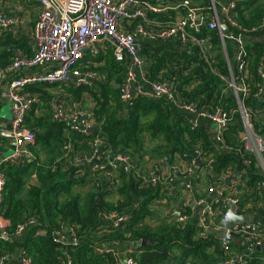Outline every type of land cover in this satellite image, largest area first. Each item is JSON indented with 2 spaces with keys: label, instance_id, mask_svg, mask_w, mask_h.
Masks as SVG:
<instances>
[{
  "label": "built area",
  "instance_id": "obj_1",
  "mask_svg": "<svg viewBox=\"0 0 264 264\" xmlns=\"http://www.w3.org/2000/svg\"><path fill=\"white\" fill-rule=\"evenodd\" d=\"M23 1L39 8L32 32V53L21 54L4 68H0V80L2 75L10 78L5 87L0 85V98L11 104L12 114L10 127L0 123V137L6 141L7 150L10 149L8 155L5 152L0 154V264H7L10 258L3 251L2 245L11 241L14 235L23 236L38 224L37 218L32 216L20 222L15 232L11 233L9 221L3 216L2 205L6 175L1 165H26L37 160L30 148V144L36 142V132L27 125V116L32 109L40 115L39 112L47 105L51 119L65 125L61 154L49 165L51 170L55 171L59 167L65 171L75 169V177L86 180L95 189L116 193L122 185L118 178L119 171H131L141 188L161 187L166 189L164 193H171L168 185L176 179L180 180L186 190L193 192L195 182L200 180L201 171L211 179L214 178L215 155L206 154L201 144L185 153L161 156V162L169 167L165 175L154 170L143 171L141 163L138 165L132 156L113 152L99 134L100 126L96 123L94 110L90 111L83 106L74 94V90L96 87L106 78L98 70L101 63L97 62V58L109 51L116 61L125 63L127 67L124 80L119 86L120 98L126 109L140 98L165 101L174 112L185 114L191 129L199 128L202 123H210L214 142L224 150L223 133L233 120L226 116L224 107L218 105L211 111L186 99L179 91L175 79L147 78L146 56L143 54L144 43L161 42L178 47L194 45L204 55H208L212 48L209 40L199 38L192 30L198 31L204 23L210 29H217L228 69L227 73H221L218 69L212 71L226 83V91L232 92L236 97L244 126V131L240 133L241 142L249 153L255 155L264 174V126L256 130V113L245 102L252 94L264 98V83L253 82L248 72L247 44L250 40L243 35H248L250 31L242 27L233 14L236 1L223 8L221 19L213 5L211 10H206L208 17H204L208 13L203 12L200 22H195L198 14L195 7L197 0H180V6L185 12L177 18L167 16V10L153 0ZM223 25L227 30L223 29ZM229 26L240 29L242 33L235 35ZM11 27L12 21L0 12V36L10 33ZM263 29L264 22L258 31ZM225 38L234 43L235 71L226 50ZM214 62L211 61L212 64ZM263 63L264 61L259 69L261 74ZM43 85V91L42 88L37 89ZM73 134L80 135V138L74 139ZM245 161L250 164L251 160ZM232 169L234 168L230 166L227 171ZM236 172L239 188L246 192L248 200L244 202L238 191L226 192L222 184L215 179L210 180L208 190L213 193L214 198L211 201L206 198L195 200L201 208L196 219L198 238L210 239L222 229L220 221L228 218L229 204L235 206V213L264 217L261 214L264 210V180L259 181L256 188L249 187L245 171ZM172 216L181 225H186L193 218L192 214L181 207L176 208ZM101 217L106 225L112 227H119L128 218L127 213L119 211L105 213ZM53 234L59 245H76L79 241L78 229L74 224L61 223ZM117 242L126 241L99 244L96 250L112 256V264H137L134 257L137 249L130 248L126 255L121 254L116 249ZM219 244L223 257L211 264H250L254 257H258L260 264H264V223L245 222L225 229L219 235ZM19 255L20 264H33L24 249L19 250ZM65 264H74L69 254Z\"/></svg>",
  "mask_w": 264,
  "mask_h": 264
},
{
  "label": "trees",
  "instance_id": "obj_2",
  "mask_svg": "<svg viewBox=\"0 0 264 264\" xmlns=\"http://www.w3.org/2000/svg\"><path fill=\"white\" fill-rule=\"evenodd\" d=\"M233 14L240 25L250 31L248 35L251 39L247 44L250 77L255 83H264L259 71L264 61V29L258 31L264 22V0H236ZM229 27L235 35L242 33L238 28ZM192 31L199 38L209 40L212 48L208 55H204L194 45L182 47L178 44V47L170 43L156 45L146 42L143 48L146 77L151 80L160 77L175 79L186 99L208 110L223 106L226 116L233 118L223 133L224 150L214 142L210 123H202L199 128L191 129L185 114L174 112L165 101L140 98L126 109L120 98L119 86L127 67L125 63L116 61L111 51L97 58V62L101 63L98 70L106 78L96 87L74 91L78 97L84 91L93 97L99 134L115 154L130 155L139 165L147 158L185 153L201 144L206 154L214 153L215 171L218 174L230 166L236 171L244 170L247 186L256 188L257 183L264 180V174L255 155L249 153L241 142L240 133L244 131V126L237 99L232 92L226 91V83L212 71L218 69L221 73H227L228 69L220 33L205 23L198 31ZM225 42L235 71L234 43L229 38H225ZM0 45V68L12 61L14 50L24 49L27 55L32 53L26 37L5 34L0 36ZM212 60L215 61L213 64ZM41 88L43 91L44 85L37 89ZM32 89L36 90V87ZM260 99L252 94L245 100L246 105L251 106L256 113V130L264 126V101L260 105ZM258 109L261 114L257 112ZM27 125L36 132V142L30 144V148L37 160L26 165H1L6 175L3 216L9 221L11 233L29 217H36L38 224L28 230L23 242L4 243L2 246H5L6 251L7 246L10 252L24 249L33 264H65L68 254L74 264H112L113 257L98 253L97 245L128 241L138 244L134 254L137 264H209L222 259L223 251L217 237L211 240L197 237L196 219L192 218L186 225L174 219H166L154 227L145 224L151 204L166 189L141 188L131 171H119L118 178L122 185L116 193H112L95 189L86 180L77 179L75 169L65 171L59 167L52 171L49 165L61 154L65 125L53 121L49 113L38 115L35 109L29 112ZM73 138L79 139L80 135L73 134ZM151 142L156 143L150 145ZM46 149H51L49 158L41 163L37 152ZM5 150L7 143L0 137V154ZM245 160H251L250 164ZM34 175L37 179H34ZM85 185L90 187L84 193L74 192L77 186ZM111 195L116 199H109ZM248 198H244V202ZM112 211L127 213V220L119 227L106 225L101 215ZM261 214H264V210ZM61 223L76 225L79 237L76 245H59L55 241L53 233ZM260 263V259L254 257L250 264Z\"/></svg>",
  "mask_w": 264,
  "mask_h": 264
},
{
  "label": "crops",
  "instance_id": "obj_3",
  "mask_svg": "<svg viewBox=\"0 0 264 264\" xmlns=\"http://www.w3.org/2000/svg\"><path fill=\"white\" fill-rule=\"evenodd\" d=\"M158 5L164 7L167 10V16L171 18H177L184 15L185 9L181 8L180 0H153ZM236 0H197L195 1V7L197 8V15L195 17V22H200L203 15V12L206 10H211L212 6L215 5L216 10L219 13L220 19L223 17V8L228 4L234 2ZM0 12L7 18L12 21V27L10 28V33L14 37H26L28 40V44L32 46V32L35 25V21L37 19V15L39 13V8L31 3H27L23 0H0ZM209 13L204 17H208ZM222 21V20H221ZM223 23V22H222ZM245 39L250 40L251 36L244 34ZM155 44V43H151ZM0 49L2 46L0 45ZM14 58L19 57L21 54H27L24 52V49L14 50ZM97 61V60H96ZM263 78H264V63H263ZM264 80V79H263ZM10 81L9 77L1 76L0 85L2 87L6 86V83ZM3 89V88H1ZM75 97L77 100L81 101V104L85 107L89 108V110H94L95 101L92 96H90L88 91H84L80 93V96H77V93L74 91ZM1 101H4L0 98ZM46 101V100H45ZM261 105V102H260ZM47 106V105H46ZM44 107L39 114L45 115L43 110L47 111V114H50L49 107ZM48 108V110H47ZM259 110V109H258ZM257 112L261 114L259 110ZM10 118H4L2 120V124L9 125ZM214 130V128H213ZM38 148V147H37ZM60 155V154H59ZM58 158V157H57ZM162 157L153 158L150 157L143 160L140 164V167L143 171H152L154 170L156 173H160L165 175L169 171V167L167 164L161 162ZM246 177V176H245ZM34 179H37L34 175ZM217 181L219 184H222L226 192L238 191L239 196L242 198L247 197L246 192L239 188V179L237 172L232 170H225L221 173H215L214 178H210L206 176V174L201 171L200 180L195 182L194 191L189 192L182 185L180 180L176 179L172 183L168 185V189L171 193H164L161 197L153 202L150 206V212L148 216L145 218V224L151 227L158 226L162 224L166 219H175L172 216L173 211L176 208L181 207L182 210H185L187 213L193 215V219H198L200 214V206L196 203V199L206 198L207 201H211L214 198L213 193H210L208 187L210 186V180ZM249 194V193H247ZM109 199L115 200L116 197L114 195L109 196ZM220 231V230H219ZM27 232L23 236L14 235L12 240L9 243L18 242L21 243L25 240L27 236ZM219 240V232L214 235ZM211 240V238H210ZM243 245V243H242ZM116 249L120 251L121 254L126 255L127 251L132 249H137L138 244L132 242H117L115 244ZM3 247V251L5 252V246ZM8 251L7 254L10 255L9 261L7 264H20L21 256L19 255V250H14L10 252V247L7 246ZM221 249V248H220ZM222 251V250H221ZM213 263V262H212ZM211 264V263H209Z\"/></svg>",
  "mask_w": 264,
  "mask_h": 264
},
{
  "label": "water",
  "instance_id": "obj_4",
  "mask_svg": "<svg viewBox=\"0 0 264 264\" xmlns=\"http://www.w3.org/2000/svg\"><path fill=\"white\" fill-rule=\"evenodd\" d=\"M223 29L227 30V27L223 25ZM156 44H163L161 42ZM264 98L260 99V102H263ZM10 127V125H8ZM235 206L233 204H229L228 210H227V219H223L220 221V226L222 229L219 231V235L223 233L225 229L233 228L235 225L245 222H259L264 223V217L262 216H254L249 214H238L234 211Z\"/></svg>",
  "mask_w": 264,
  "mask_h": 264
},
{
  "label": "rangeland",
  "instance_id": "obj_5",
  "mask_svg": "<svg viewBox=\"0 0 264 264\" xmlns=\"http://www.w3.org/2000/svg\"><path fill=\"white\" fill-rule=\"evenodd\" d=\"M91 96V95H90ZM85 106V103H84ZM10 107L11 104L7 101H1L0 103V123L2 122V120L4 118H10L11 117V111H10ZM48 110V108H47ZM43 113L46 114L47 111L43 110ZM156 142H151L150 145H154ZM50 150L51 149H46V150H39L37 152L38 157L40 159V162L43 163L47 160V158H49V154H50ZM10 153V149L5 150V155H8ZM90 186L85 185V186H77L76 188H74V192L76 191H83V193L87 190V188H89Z\"/></svg>",
  "mask_w": 264,
  "mask_h": 264
}]
</instances>
